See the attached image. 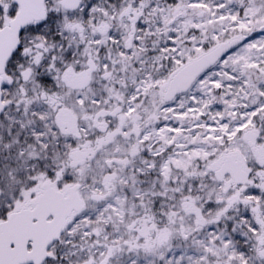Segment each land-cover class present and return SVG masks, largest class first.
Returning <instances> with one entry per match:
<instances>
[{
  "label": "snow or ice",
  "instance_id": "1",
  "mask_svg": "<svg viewBox=\"0 0 264 264\" xmlns=\"http://www.w3.org/2000/svg\"><path fill=\"white\" fill-rule=\"evenodd\" d=\"M0 264H264V0H0Z\"/></svg>",
  "mask_w": 264,
  "mask_h": 264
}]
</instances>
